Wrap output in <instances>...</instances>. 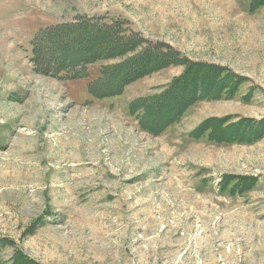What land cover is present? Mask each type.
<instances>
[{"label":"rangeland","instance_id":"obj_1","mask_svg":"<svg viewBox=\"0 0 264 264\" xmlns=\"http://www.w3.org/2000/svg\"><path fill=\"white\" fill-rule=\"evenodd\" d=\"M251 1L0 0V236L14 243L3 260L15 248L43 264H264V135H193L212 117L264 119V4ZM116 9L141 21L149 41L244 77L236 96L199 100L153 135L130 104L163 90L183 66L106 98L88 82L112 60L79 79L34 72L41 28L122 17ZM232 176L253 184L231 193Z\"/></svg>","mask_w":264,"mask_h":264},{"label":"trees","instance_id":"obj_2","mask_svg":"<svg viewBox=\"0 0 264 264\" xmlns=\"http://www.w3.org/2000/svg\"><path fill=\"white\" fill-rule=\"evenodd\" d=\"M264 0H252V9ZM80 50L79 54L75 51ZM99 60H112L99 69L97 78L89 80L88 89L97 98L122 94L131 83L171 66H183L161 91L133 100L130 109L140 112L139 124L147 132L159 135L178 122L199 100L233 98L246 80L223 65L191 60L166 42H152L130 27L128 19L103 16L77 17L41 28L32 41L30 62L35 73L58 79H79L89 76V65ZM233 116L204 120L193 132L195 137L207 133L216 142H252L264 135V119L233 121ZM237 180L231 193L243 192L253 184L252 177L232 176ZM240 179L249 181L244 186ZM228 188V187H225ZM13 246L8 237L0 236V256ZM0 264H43L15 249Z\"/></svg>","mask_w":264,"mask_h":264},{"label":"crops","instance_id":"obj_3","mask_svg":"<svg viewBox=\"0 0 264 264\" xmlns=\"http://www.w3.org/2000/svg\"><path fill=\"white\" fill-rule=\"evenodd\" d=\"M116 10L117 11H114L116 14H119L122 17H124V18H126V19H128L130 21V23H131L130 26L132 27L133 30L141 32L144 35L143 31L141 30V25H140L141 21L137 22L136 19L134 18L135 16L132 15L131 13H129V12H126V11H124L122 9L121 10L116 9Z\"/></svg>","mask_w":264,"mask_h":264}]
</instances>
